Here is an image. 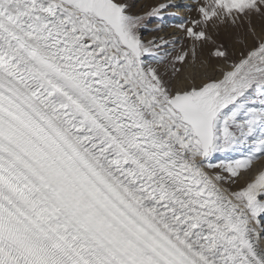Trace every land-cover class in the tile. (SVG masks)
I'll return each mask as SVG.
<instances>
[{
    "label": "snow or ice",
    "instance_id": "6c2138e0",
    "mask_svg": "<svg viewBox=\"0 0 264 264\" xmlns=\"http://www.w3.org/2000/svg\"><path fill=\"white\" fill-rule=\"evenodd\" d=\"M136 4L0 0V264H264V0Z\"/></svg>",
    "mask_w": 264,
    "mask_h": 264
},
{
    "label": "rangeland",
    "instance_id": "374dc122",
    "mask_svg": "<svg viewBox=\"0 0 264 264\" xmlns=\"http://www.w3.org/2000/svg\"><path fill=\"white\" fill-rule=\"evenodd\" d=\"M166 2V0H137L136 7L134 8V11L142 14L143 12L148 11L152 7H155L157 4ZM184 10V9H182ZM169 12L175 13V9H169ZM183 18L184 19H191L196 17V13L193 10L192 12H188L187 10L183 11ZM181 20L177 18H172L168 20L169 25H175L179 24ZM157 21L152 20L150 23H148L147 30L144 32V39L148 40L152 37H164L165 39H172L173 37L178 38L177 40V47L178 48H190L191 41H189L187 38L184 37L183 33L174 26H168L165 27L162 31H151V29H154L156 26ZM252 25L254 26L257 33H260L261 28H264V18L261 17H252ZM175 28L178 29L177 36H174L173 33H170L169 29ZM247 28L248 23L245 21L244 25L241 27H233V26H221L218 29L212 30L211 34L213 36V39L215 41V44H223L228 49L229 53L231 54L233 51L239 52L240 48L243 47L241 41L245 38L247 34ZM248 42L251 43V36L248 35ZM213 47L212 44H207L204 47V50L202 52H199V57L195 62H192L189 57V62L185 64L177 65L181 68L180 73L177 75V77L172 78L173 83H176L177 79L184 81L186 83H190L193 78H195L196 82L199 83V78H204L206 76H213L218 78L220 75V70L224 68L222 62L210 59L209 58V50ZM176 53L173 52V55ZM190 70L188 71V76L186 78L183 76V70L184 69ZM159 70L165 74V79L170 78L171 76V69H167L165 72L164 66H159ZM190 72V73H189ZM264 167V161H256L253 165V170L251 173H244L243 179L240 180L236 185H228L230 188L238 189V187L244 182V180L250 178V176L258 171L259 169H262ZM261 167V168H260ZM227 185V184H226Z\"/></svg>",
    "mask_w": 264,
    "mask_h": 264
},
{
    "label": "bare ground",
    "instance_id": "6f19581e",
    "mask_svg": "<svg viewBox=\"0 0 264 264\" xmlns=\"http://www.w3.org/2000/svg\"><path fill=\"white\" fill-rule=\"evenodd\" d=\"M181 2H183V3H191V0H181ZM175 11H177L176 9H175ZM183 11L184 10H180L179 11V16H183L184 14H183ZM169 31H170V33H173L174 34V36H177V35H179V34H177V32H178V29L176 30L175 28H170L169 29ZM188 71H190V70H187L186 68L183 70V76L186 78V76H188ZM190 73V72H189ZM206 76V75H205ZM203 79V78H202ZM201 78H199L198 80H199V82L202 80ZM262 168H264L263 166H261ZM260 167V168H261ZM260 170V169H259ZM224 187L225 188H228L229 189V191H235L236 189H234V188H230V186H228V185H224Z\"/></svg>",
    "mask_w": 264,
    "mask_h": 264
}]
</instances>
